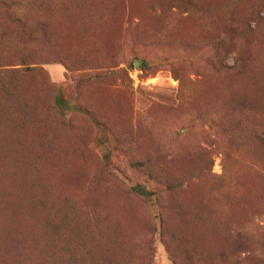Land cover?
<instances>
[{"label":"rangeland","instance_id":"1","mask_svg":"<svg viewBox=\"0 0 264 264\" xmlns=\"http://www.w3.org/2000/svg\"><path fill=\"white\" fill-rule=\"evenodd\" d=\"M5 1L0 264H264V0Z\"/></svg>","mask_w":264,"mask_h":264},{"label":"trees","instance_id":"2","mask_svg":"<svg viewBox=\"0 0 264 264\" xmlns=\"http://www.w3.org/2000/svg\"><path fill=\"white\" fill-rule=\"evenodd\" d=\"M0 4L6 5V7L9 8L10 10L16 8L18 5L17 3L7 4L5 0H0ZM11 21L14 24H16V28L22 32L24 38L26 39V41L28 43L35 44L38 42V31L37 30L35 31V30H31V29L26 28L24 26L23 21L21 19H18V17L14 18ZM256 27L258 28V25ZM245 33H251V30L245 31ZM243 34H244V32H243ZM2 36H4V35H0L1 41L4 40V38H2ZM28 60H29V56H23L20 59V64L16 65L15 67L18 66V67H21L23 70H25L22 72L32 71L33 69L29 66ZM3 70H4V68H2V66H0V81L5 79L3 77L7 78L9 76L15 75V74L20 72L17 70H5V71H3ZM246 70H247V73L250 72L249 78H248V84L256 82V81H260V83L262 84V87L264 88L263 76L261 75L262 73H260L257 68H253V70H251V69H246ZM263 88H262V91L264 92ZM253 94H255V92H253ZM54 104H55V107L58 110H60L61 113L73 110V107L71 106L72 105L71 102L70 101L66 102L65 100H63V98L61 97L60 94L56 95L55 100H54ZM11 125H15V124L12 123ZM12 142L13 141H11L10 138L6 134L1 133V131H0V167L3 170H5V161L4 160L6 159L5 147L10 146L9 143H12ZM131 167L132 168H140V167H142V164H132ZM130 192L134 196L141 198L145 201H150L153 197H155V194L153 192L147 190L145 187H143L141 185H137V186L130 188ZM5 196H6L5 192H4V190H2L0 192V198L2 199V204L0 205V215L2 217V221L4 220V198H5ZM105 220L107 221L106 222L107 223V228H106L107 232L106 233L108 235H113V234L117 233L116 231L119 230V227L113 226V224L108 220V218H105ZM24 228H26V227H22V229H24ZM28 234L31 235V233H28Z\"/></svg>","mask_w":264,"mask_h":264},{"label":"water","instance_id":"3","mask_svg":"<svg viewBox=\"0 0 264 264\" xmlns=\"http://www.w3.org/2000/svg\"><path fill=\"white\" fill-rule=\"evenodd\" d=\"M137 64H138V63H135L134 66L137 67V66H138Z\"/></svg>","mask_w":264,"mask_h":264}]
</instances>
